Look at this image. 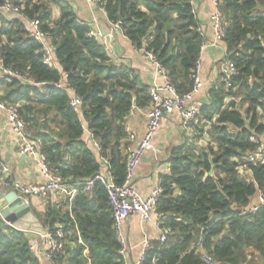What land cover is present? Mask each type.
Returning a JSON list of instances; mask_svg holds the SVG:
<instances>
[{"label":"trees","instance_id":"trees-1","mask_svg":"<svg viewBox=\"0 0 264 264\" xmlns=\"http://www.w3.org/2000/svg\"><path fill=\"white\" fill-rule=\"evenodd\" d=\"M6 2L21 11L0 13V54L11 73L0 71V103L19 106L27 133L42 140L54 174L67 184L80 183L72 202L47 204L34 216L48 233L59 226L66 232L56 264H124L108 192L101 182L88 192L85 183L103 174L105 165L116 185L125 184L127 118L136 108L150 109V88L135 70L112 61L67 0H0V7ZM192 2L100 5L136 50L157 58L180 94L194 88L206 40ZM53 6L60 9L56 22ZM217 8L225 61L234 63L236 74L231 88L224 80L211 87V103L201 105L191 137L170 150V172L161 176L157 203L161 228L169 233L165 244L151 242L143 264H207L201 250L217 264H264V206L243 214L259 191L264 194V165L251 166L250 179L239 172L242 155L257 149L253 137H264V0H217ZM33 20L48 35L60 70L44 63L42 44L27 25ZM69 91L82 100L80 108L71 105ZM86 131L98 153L83 140ZM0 264H40L28 234L1 217Z\"/></svg>","mask_w":264,"mask_h":264},{"label":"built area","instance_id":"built-area-1","mask_svg":"<svg viewBox=\"0 0 264 264\" xmlns=\"http://www.w3.org/2000/svg\"><path fill=\"white\" fill-rule=\"evenodd\" d=\"M90 4L100 6L102 0H85ZM20 7L11 2H6L0 7V13L6 15L17 16L20 15ZM215 42L213 46L223 42V16L217 8L213 14ZM28 28L35 40L40 42L43 47L44 63L47 65H56V57L54 49L47 34L40 30V22L38 20L27 21ZM115 30H119L118 25H113ZM90 37H94L98 41V35L94 32L90 33ZM204 48V46H203ZM202 48V50H203ZM109 55L115 56V53L108 51ZM146 58L150 64L155 68L158 76L162 79L161 85H154L150 90L152 98V106L147 112V126L145 134L139 142L136 143L137 136L133 132H128V149H127V177L125 184L122 186L116 185L110 174L105 176L103 174L97 175L93 180L85 183L86 191L91 192V188L95 182H101L109 195L110 205L113 210L115 229L118 235V240L121 245L120 254L124 258V264H143L146 255L152 250V240L145 238L143 246L139 254L138 260L132 263L128 260L129 245L128 239L123 232L125 222L131 216H138L142 222L150 225H155L159 230V237L157 241L163 245L167 241L169 230L161 228V218L157 215V203L162 194V189L158 186L154 189L147 198L141 197L133 186L134 175L142 162L144 156L154 150V140L157 136L162 122L165 117L177 114L180 117L181 125L187 131H191L192 125L199 122L201 113V105L194 102V98L199 94L204 86L200 78V62L197 64L193 80L194 88L187 94L178 93L176 87L172 84L168 71L161 65V63L151 54L146 53ZM0 71L3 74H11L9 71L4 70L3 62L0 54ZM222 80L227 83V88H231V78L236 74V67L233 62H226L222 67ZM61 84V88H62ZM71 105L74 108L82 106V100L77 97L72 91ZM0 110L5 113L7 117L8 126L12 132L18 137L19 152L23 155L38 156L39 165L42 173L46 178L44 184H24L19 181L11 180L8 178L10 167L8 164L0 160V190L12 191L17 193L26 206L31 208V198L40 197L45 198L52 193L61 194L66 200L72 202L77 195V186L70 185L54 174L50 168L46 157L42 154L41 149L42 140L33 139L26 131V123L24 122L19 106L0 103ZM192 132L190 133V135ZM253 142L257 145V149L253 152L244 153L240 160V170H248L246 178L251 177L250 167L264 165V137L254 136ZM136 143V144H135ZM134 144V146H133ZM97 150L99 146L95 143ZM262 206H264V194L259 191L254 198L249 208L243 210V214H255ZM14 228L13 225H10ZM16 229V228H14ZM17 230V229H16ZM79 236V235H78ZM41 243L35 244L31 247L33 254L39 260L45 258L50 264H56V260L60 254L65 250L66 246V232L63 227L59 226L54 233L46 232L45 235H40ZM202 259L207 264H217L205 251L201 250Z\"/></svg>","mask_w":264,"mask_h":264},{"label":"crops","instance_id":"crops-1","mask_svg":"<svg viewBox=\"0 0 264 264\" xmlns=\"http://www.w3.org/2000/svg\"><path fill=\"white\" fill-rule=\"evenodd\" d=\"M67 1L73 7L78 18L86 22L92 28V32L98 35L99 42L106 47V50L115 53V56L110 55L115 64L135 70L141 82L149 88L162 84V79L146 58L145 53L136 50L121 29H114L104 9L85 0ZM192 3L206 38L199 60V74L204 86L199 94L195 96L194 102L205 105L211 103L209 97L211 87L222 81L221 70L225 64L226 45L222 42L213 46L215 42L213 14L217 9V0H193ZM59 18L60 9L57 6H53V21L56 22ZM55 66L60 70L58 63ZM148 110L136 108L127 118V129L136 134V143L145 134ZM191 132L192 129L187 131L181 125L180 117L177 114L165 117L155 137L154 150L144 156L133 178V186L141 197L147 198L160 185L161 176L169 174L170 150L183 146L188 134L190 135ZM83 140L90 149L98 153L95 142L89 132L86 131ZM18 142V137L8 126L5 113L0 110V160L5 161L10 167L8 178L24 184H44L46 178L39 165L38 156L21 154L18 149ZM103 175H109L108 168L105 165ZM0 191L3 193L9 192L6 190ZM63 199L65 198L58 193H52L45 198L32 197L31 210L33 214L34 212L43 214L47 204H60ZM45 232L47 231L45 230ZM123 232L128 239V260L132 263L138 260L145 238L155 241L159 237L158 228L155 225L142 222L138 216H131L125 222ZM26 233L30 237L31 247L41 243V238L38 234ZM39 262L40 264H50L45 258L39 260Z\"/></svg>","mask_w":264,"mask_h":264},{"label":"water","instance_id":"water-1","mask_svg":"<svg viewBox=\"0 0 264 264\" xmlns=\"http://www.w3.org/2000/svg\"><path fill=\"white\" fill-rule=\"evenodd\" d=\"M213 172H210V176ZM0 216L8 225L19 231L45 235L46 232L30 207L26 206L17 193L0 191Z\"/></svg>","mask_w":264,"mask_h":264},{"label":"rangeland","instance_id":"rangeland-1","mask_svg":"<svg viewBox=\"0 0 264 264\" xmlns=\"http://www.w3.org/2000/svg\"><path fill=\"white\" fill-rule=\"evenodd\" d=\"M246 108H247V107H244V108L241 109V111H242L244 114L246 113ZM261 123L264 124V120H261ZM188 136L191 137V135H189V134H188ZM199 146H201V147L206 146V139H203V141L200 143ZM239 172H240V176H243V177L246 178V176H247V174H248V170H247V169H246V170H240ZM247 179H250V178H247Z\"/></svg>","mask_w":264,"mask_h":264}]
</instances>
